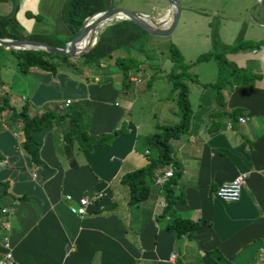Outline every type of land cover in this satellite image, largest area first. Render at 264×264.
<instances>
[{
	"label": "crops",
	"instance_id": "0c3cea01",
	"mask_svg": "<svg viewBox=\"0 0 264 264\" xmlns=\"http://www.w3.org/2000/svg\"><path fill=\"white\" fill-rule=\"evenodd\" d=\"M64 1L15 0L14 17L20 26H28L24 31L20 27L25 33L58 32L66 39L69 31L60 12ZM209 1L180 0L179 17L169 34L147 35L158 62L163 64L168 59V67L157 66L154 61L149 66L145 62L148 59L139 55L143 60L138 70L129 72L130 79L139 80L131 79L125 87L119 85V70L106 72L118 73L107 80L93 76L92 81L75 79L65 72H57L52 78L48 72L35 69L19 76L26 88L25 97L21 94L19 100L30 102V114L69 98L68 104L83 112L88 133L108 132L119 124L122 131L109 143H92L90 149L77 150V165L70 167L61 153L55 125L33 129L30 135L39 142L40 161L33 165L18 147L16 135L0 123V254L6 239L11 264H256L257 247L264 245V46L251 45L246 39H264V27L257 0ZM115 2L108 0L109 6H115ZM8 5L10 0L0 1L2 11ZM138 5L132 9L158 15L168 8L167 0H140ZM34 13L40 17H33ZM245 14L255 28L250 29L252 33L242 29L238 37ZM215 15L218 33L211 24ZM177 39L193 50L198 48L195 56L245 42L223 52L241 71L236 77L227 74L221 87L223 110L216 116H210L217 109L213 88L202 85L214 79L216 61L210 57L183 71L188 74L182 80L188 88L189 125L184 133L168 140L170 160L153 168L162 171L172 166V201L167 210L195 223L191 232L175 236L165 227L169 218L159 213L164 185L170 179L157 184L152 175H145L148 193L132 203L128 201V185L119 177L156 155L148 148L145 136L162 124L153 115L161 114L162 101L168 96L154 98L156 92L152 90L151 98L142 90L149 84L138 88L136 83L142 80L140 74L148 81L158 69V76L162 73L166 78L171 65L167 45L171 42L180 51ZM113 52L124 54L121 48ZM195 56H182V60L188 62ZM172 93L171 99H175L176 92ZM144 97L142 103H152L156 111L138 119L129 105L135 98ZM240 115L245 116L244 121L237 119ZM237 172L246 173L239 198L223 200L216 196L218 184ZM93 190L100 195L84 214L69 209L76 204L77 196L91 195ZM65 194L71 198H65Z\"/></svg>",
	"mask_w": 264,
	"mask_h": 264
},
{
	"label": "trees",
	"instance_id": "16d2710c",
	"mask_svg": "<svg viewBox=\"0 0 264 264\" xmlns=\"http://www.w3.org/2000/svg\"><path fill=\"white\" fill-rule=\"evenodd\" d=\"M2 1V0H0ZM12 7L8 11H3L0 6V36L12 37H31L45 42L62 46L61 40L66 41L78 31L82 19L96 11L109 7L108 0H65L61 5V16L68 28V37L58 39L51 34H42L37 32H23L21 26L16 21L14 13L16 10L15 0H10ZM39 18L40 14H32ZM148 32L137 25L134 21L126 18L117 19L101 28L95 43L85 52L78 56H71L63 53L48 52L40 49H15L8 48L16 58V65L19 70L27 71L35 69L40 72H48L52 78H55L57 72H65L75 79L92 81L93 76L97 80H107L110 78L106 74L105 59L113 58V65L119 70L118 81L120 87H125L130 83V70H138V64L142 62V55L152 66L156 54L154 50L146 47ZM245 41L240 40L232 45H225L221 48H212L198 53L192 60L183 62L182 55L176 45L169 42L167 45V57L171 60V65L165 76L168 80L171 91H175V101L179 107L178 119L172 123L157 124V129L145 136V141L151 148L156 151L144 165L123 172L119 180L128 185V201L135 203L146 197L148 188L144 184L145 175H152L153 168L162 165L170 160V147L168 140L178 137L184 133L189 125L191 110L187 98V84L182 80L187 73L183 71L192 63L213 58L216 61V74L213 80L202 82V85H209L213 88V100L217 109L213 110L210 116H216L218 111L223 110V93L222 85L225 83L228 73L234 77L241 71L228 61L223 52L227 49H234L236 45ZM255 46H264V39L254 42ZM123 49L124 54L112 51ZM150 51V52H149ZM157 67V66H156ZM4 83L0 78V123L11 130L17 139L18 147L26 153L33 165H39L40 161L37 156L38 140L30 135V131L54 124L59 131V142L61 153L65 157L68 166H76L77 160L75 153L77 150L90 149L92 143H109L110 140L122 128L119 126L108 132L90 134L86 131L83 112L79 108L70 106V104L60 105L54 101L48 107H45L36 114H30V102L20 100L15 104L9 101L8 93L4 88ZM2 158L0 154V159ZM165 183L164 205L161 207L160 215L169 218L165 227L172 231L175 236L183 232H191L195 223L189 219L173 216L170 210H167L168 203L172 201L169 184ZM170 213V215L167 213Z\"/></svg>",
	"mask_w": 264,
	"mask_h": 264
},
{
	"label": "rangeland",
	"instance_id": "374dc122",
	"mask_svg": "<svg viewBox=\"0 0 264 264\" xmlns=\"http://www.w3.org/2000/svg\"><path fill=\"white\" fill-rule=\"evenodd\" d=\"M222 1L223 0H218V1L213 0V4L216 2H222ZM209 2H211V0ZM137 3L140 4V0H116L115 7L122 8V9L125 8L127 10H133L132 8L140 7V5H138ZM179 3H180V0H179ZM11 7H12V5L10 2V5L5 7V11H8V8H11ZM1 12H3V11H1ZM216 18H218V17H216V15H215V17H213V19L211 21V24H212L213 28H214V26H216L217 33H218L219 27L217 28L218 24L216 23L217 22ZM244 18H246V22H244L241 25L238 37H240V35H242V29L245 28L246 29L245 32L248 31V33H252V32H250V29L252 30V27L255 28V25H254L255 23H253L251 20H249L248 14H245ZM249 21H251L253 23V24H251L252 25L251 27H248V26H250V24L248 23ZM34 22L35 21H32L31 23H34ZM227 22L232 23V21H227ZM246 23H248V24H246ZM27 25H28V22H27ZM21 26L23 27V31L27 30L28 26H26L25 24L24 25L21 24ZM216 29H214V30L216 31ZM54 36L58 39H64V35L62 33L57 32ZM152 38L153 37H150V39H152ZM61 41L64 44L65 41L64 40H61ZM176 42L180 47V51L182 53V56H195V53H196L195 51L198 48H194V50H193V48L189 44H183L182 40H180V39H177ZM246 42L251 43V44H255L254 43L255 38L246 39ZM145 44L149 49L154 50L153 43H150V41H148V37H147V40L145 41ZM246 45H247V47H250L249 44H246ZM164 49H165V46H164ZM112 53L114 54L113 51H112ZM15 60H16V58L11 53V51L8 48H5V47L0 45V78L3 81L4 86H5L4 88L6 89V91L8 93L9 101L10 102L12 101L13 103L18 104V103H20L19 95L22 94L25 97L26 88L24 87L25 86L24 80H20V78H19V76H24V72L19 71V69L16 66ZM167 61H168V59H166L164 61V63L161 64L160 62H158L157 58L154 59V62L157 64V66H160V67L164 66L165 68L168 67ZM104 63H105L107 72L113 71V70H118V68L115 65H113V58L112 57L106 58ZM158 70L155 74L152 73V78L149 79L148 81H147L148 77L146 75L140 74V77L142 78V80L139 81L138 83H136V86L138 88L144 87L146 82H147L149 84V88H147V89L144 88L142 90L147 92V94L151 98H153L154 96H155L154 98L159 97V96H164V95L168 96L167 100L162 101L164 103V107H163V110H161L162 111L161 114L156 113L153 115V117H154L155 121H157L159 123H172L178 119V115H179L180 110H179L178 104L176 103L175 99H171L172 98L171 96H173V93L171 91V86H170L168 80L162 75V73H160L158 76ZM113 75H118V73L109 74L110 77ZM130 81H133V80L130 79ZM11 86L13 88H15V90H17V91H15L16 93H13ZM23 90L25 91V93L23 92ZM152 90H155V92H156L154 96L151 93ZM145 100H146V97L135 98L133 100V102L131 103V105H129V107H131V109H130L131 114L134 115L138 119H142L141 117H144L145 115L151 116L152 115L151 112L156 111V108H153L154 105L152 103H149V104L144 103L143 104L142 102H144ZM148 148L150 150H152L151 145H148Z\"/></svg>",
	"mask_w": 264,
	"mask_h": 264
},
{
	"label": "water",
	"instance_id": "95a60500",
	"mask_svg": "<svg viewBox=\"0 0 264 264\" xmlns=\"http://www.w3.org/2000/svg\"><path fill=\"white\" fill-rule=\"evenodd\" d=\"M168 8L165 13L158 15L152 12H141L136 10H127L115 6L105 7L96 10L82 19V23L76 34L67 39L62 46L51 44L43 40L31 37H12L0 36V45L5 48L15 49H40L48 52L63 53L71 56H78L80 53L87 51L97 40L98 33L106 24L117 19H130L149 34L167 35L175 26L180 11L179 0H167ZM259 4V20L264 26V0H257ZM110 19L109 21H107ZM107 21V22H106ZM103 22H106L103 24ZM103 24V25H102ZM102 26V27H101ZM97 32L96 37L92 40V35ZM87 35V43L82 48H77L75 42ZM78 40V41H79Z\"/></svg>",
	"mask_w": 264,
	"mask_h": 264
},
{
	"label": "built area",
	"instance_id": "2783aa9c",
	"mask_svg": "<svg viewBox=\"0 0 264 264\" xmlns=\"http://www.w3.org/2000/svg\"><path fill=\"white\" fill-rule=\"evenodd\" d=\"M131 79L139 80V78L131 77ZM70 101L69 98H65L62 105L68 104ZM61 104H59L60 107ZM239 121H244L245 116H237ZM172 175V166L169 164L167 168L162 171L153 170L152 177L154 183L163 184L170 176ZM246 173L237 172L231 178L222 181L218 184L215 189V194L223 200H236L239 198L241 187L245 182ZM100 195L99 191L93 190L92 194L83 193L76 198V204L70 205L69 209L78 215H82L87 211V206ZM65 198H71L70 194H65ZM160 207L164 205V200L161 199L159 202ZM4 251L0 254V264H11L12 263V254L10 248L8 247V242L5 239L3 241ZM173 256V253L170 254V257ZM256 264H264V245H259L257 247V262Z\"/></svg>",
	"mask_w": 264,
	"mask_h": 264
},
{
	"label": "bare ground",
	"instance_id": "6f19581e",
	"mask_svg": "<svg viewBox=\"0 0 264 264\" xmlns=\"http://www.w3.org/2000/svg\"><path fill=\"white\" fill-rule=\"evenodd\" d=\"M110 19H108L107 21H109ZM106 21V22H107ZM106 22H103V24H105ZM102 24V25H103ZM102 27V26H101ZM96 35H97V32H94L93 33V35H92V40L96 37ZM88 37H87V35L85 36V37H83V38H81L79 41L77 40L76 42H75V44H76V46H77V48H82V47H84V45L87 43V41H88V39H87Z\"/></svg>",
	"mask_w": 264,
	"mask_h": 264
}]
</instances>
